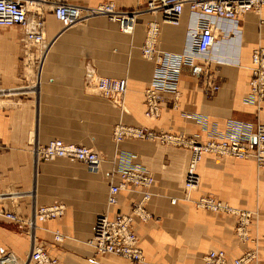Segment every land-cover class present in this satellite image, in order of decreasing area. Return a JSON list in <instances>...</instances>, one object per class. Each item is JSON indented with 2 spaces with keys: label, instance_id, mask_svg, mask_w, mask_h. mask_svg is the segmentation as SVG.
<instances>
[{
  "label": "crops",
  "instance_id": "obj_1",
  "mask_svg": "<svg viewBox=\"0 0 264 264\" xmlns=\"http://www.w3.org/2000/svg\"><path fill=\"white\" fill-rule=\"evenodd\" d=\"M85 7L112 1L121 10L145 7L148 0H65ZM45 4V33L49 49L37 69V85L21 72L24 31L20 26L0 27V255L10 250L28 258L33 246H43L58 264H137L125 257L97 255L87 243L94 222L101 213L115 217L141 198L137 191L122 190L118 203L108 204L113 158L124 150L135 155L155 175L154 193L147 207L154 218L136 222L135 230L147 261L154 264H205L213 249L226 251L232 261L249 248L258 250L256 261L264 264V167L253 160L222 158L204 154L197 166L200 184L193 193L214 195L233 207L255 210L251 239L239 240L233 214L197 209L192 200H182V185L190 151L146 140L113 139L114 125L145 126L157 131L184 133L200 142L223 138L240 131L243 123L264 122V102H245L248 95L252 51L264 47V8L252 10L240 21L241 35L228 34L227 22L217 21V42L211 52V68L220 89L207 94L190 69H183L180 97L174 106L165 97L162 113L145 115V90L152 79L154 62L141 52L147 24L162 14L144 12L132 34L119 28L107 16L89 17L63 28ZM193 14L185 5L179 24L162 23L158 48L183 53L190 48ZM29 66L33 62H28ZM33 65V64H32ZM111 78H126L125 111L87 86L88 72ZM22 83L28 85L23 86ZM207 117L203 125L195 116ZM60 138L91 147L104 154L102 171L90 172L86 165L70 158L37 164L32 142L46 144ZM177 197V203L172 198ZM61 201L66 213L41 223L33 233L7 219L2 213L15 210L33 214L35 207ZM65 239L56 242L53 231Z\"/></svg>",
  "mask_w": 264,
  "mask_h": 264
},
{
  "label": "built area",
  "instance_id": "obj_2",
  "mask_svg": "<svg viewBox=\"0 0 264 264\" xmlns=\"http://www.w3.org/2000/svg\"><path fill=\"white\" fill-rule=\"evenodd\" d=\"M52 4V12L61 22L63 28L71 27L89 17L107 16L118 23L121 31L132 34L138 17L144 12L161 13V20H151L147 24L146 39L141 47L142 55L154 62V72L145 90V115L156 119L161 116L163 102L167 95L172 96L174 106L180 97V81L183 69H190L197 78L202 89L207 94H213L220 89L217 76L211 68V52L217 42V21L225 20L224 28L228 34L241 35V18L252 10L264 8V0H148L145 7L129 10L118 9L114 2H102L97 6L85 7L65 0H0V27L20 26L24 28L25 47L32 61L38 65L49 49L45 33V4ZM190 6L193 19L190 28V48L183 52H169L158 48L162 23L179 24L185 5ZM37 49V51L35 50ZM37 52V55L35 54ZM32 53V54H30ZM30 58V57H29ZM30 58V59H31ZM31 61V62H32ZM248 95L245 102L261 106L264 102V47L259 46L252 51ZM87 86L93 88L101 96L109 100L116 108L125 111L124 96L127 91L126 78H111L88 72ZM195 118L205 125L207 117L197 114ZM113 139L116 144L125 140H146L161 145L186 148L190 151L186 175L182 185V200H192L197 209L211 212H224L236 216L235 233L239 240L248 242L251 239L250 226L255 210L233 207L216 196H193L200 184V176L196 169L204 154H214L222 158L238 160H253L259 168L264 167V122L256 125L243 123L236 134L223 138H210L200 142L196 137L184 133L157 131L145 126L126 124L119 121L113 128ZM37 164L41 161H51L57 158H70L84 163L93 173L102 171L103 153L75 143H68L60 138L50 140L46 144L31 143ZM135 155L129 151H118L113 158V168L109 176L111 186L108 204L118 203V193L122 190H133L141 194L126 212H119L115 217L107 213L99 214L94 222L92 236L87 243L97 255L114 254L125 257L137 264H154L146 260L144 251L139 244L135 223H147L154 218L147 204L153 197L152 188L155 175L143 163L134 160ZM177 203L178 198H172ZM66 204L58 201L51 205L35 207L30 216L5 210L3 215L33 233L39 223L59 219L66 213ZM56 242H63L65 236L59 231H53ZM14 252H4L0 255V264H18L13 260ZM258 250L247 249L235 258L232 264H250L256 261ZM32 264H58V259L52 256L43 246H33L29 255ZM205 264H231L223 249L210 250L204 257ZM26 264V263H25Z\"/></svg>",
  "mask_w": 264,
  "mask_h": 264
},
{
  "label": "rangeland",
  "instance_id": "obj_3",
  "mask_svg": "<svg viewBox=\"0 0 264 264\" xmlns=\"http://www.w3.org/2000/svg\"><path fill=\"white\" fill-rule=\"evenodd\" d=\"M1 31H6L7 29H0ZM23 31H25L24 30V28H23ZM24 34H25V32H24ZM25 40L23 41V49H22V54H21V59H20V68L19 69H21V72H25V74L28 76V82L30 83V84H32V85H37V83H38V80H37V69H38V63L37 62H33L32 61V58H34V57H32V53H30V54H32V55H28L27 54V51H26V47H25ZM36 51H37V49H35ZM35 54L37 55V52H35ZM34 56V55H33ZM31 59H30V58ZM33 62L30 66H29V63L28 62ZM251 74V73H250ZM21 85H23V86H26V85H28L27 83H22ZM259 123V122H258ZM104 155V154H103ZM20 213V212H19ZM22 214V213H21ZM16 224H18V225H20L19 223H16ZM41 223H39L38 224V226L40 225ZM20 226H22V225H20ZM23 228H26V227H24V226H22ZM35 230V229H34ZM26 231H28V229L26 228ZM11 251V250H10ZM8 252V251H7ZM14 252V251H13ZM13 260L16 262V263H18V264H32L30 261H29V256H28V258H26V257H23V256H19V255H17V254H13Z\"/></svg>",
  "mask_w": 264,
  "mask_h": 264
}]
</instances>
